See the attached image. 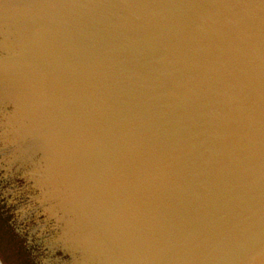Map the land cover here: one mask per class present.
<instances>
[{"label": "water", "instance_id": "obj_1", "mask_svg": "<svg viewBox=\"0 0 264 264\" xmlns=\"http://www.w3.org/2000/svg\"><path fill=\"white\" fill-rule=\"evenodd\" d=\"M0 84L98 264H264V0H0Z\"/></svg>", "mask_w": 264, "mask_h": 264}, {"label": "rangeland", "instance_id": "obj_2", "mask_svg": "<svg viewBox=\"0 0 264 264\" xmlns=\"http://www.w3.org/2000/svg\"><path fill=\"white\" fill-rule=\"evenodd\" d=\"M0 264H98L1 84Z\"/></svg>", "mask_w": 264, "mask_h": 264}]
</instances>
